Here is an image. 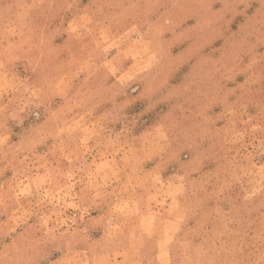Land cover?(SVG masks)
Listing matches in <instances>:
<instances>
[{
    "label": "clouds",
    "instance_id": "obj_1",
    "mask_svg": "<svg viewBox=\"0 0 264 264\" xmlns=\"http://www.w3.org/2000/svg\"><path fill=\"white\" fill-rule=\"evenodd\" d=\"M0 264H264V0H0Z\"/></svg>",
    "mask_w": 264,
    "mask_h": 264
},
{
    "label": "rangeland",
    "instance_id": "obj_2",
    "mask_svg": "<svg viewBox=\"0 0 264 264\" xmlns=\"http://www.w3.org/2000/svg\"><path fill=\"white\" fill-rule=\"evenodd\" d=\"M216 210L219 211V208L217 207ZM115 259H116V260H119V259H121V257H120V256H116Z\"/></svg>",
    "mask_w": 264,
    "mask_h": 264
}]
</instances>
